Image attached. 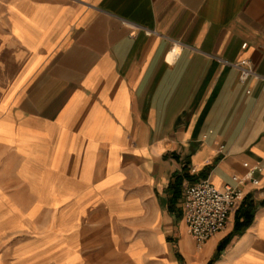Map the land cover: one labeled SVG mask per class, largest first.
<instances>
[{"label": "crops", "instance_id": "obj_1", "mask_svg": "<svg viewBox=\"0 0 264 264\" xmlns=\"http://www.w3.org/2000/svg\"><path fill=\"white\" fill-rule=\"evenodd\" d=\"M205 177L245 195L198 246ZM246 200L213 264H264V0H0V264H208Z\"/></svg>", "mask_w": 264, "mask_h": 264}, {"label": "built area", "instance_id": "obj_2", "mask_svg": "<svg viewBox=\"0 0 264 264\" xmlns=\"http://www.w3.org/2000/svg\"><path fill=\"white\" fill-rule=\"evenodd\" d=\"M247 43L243 44V47ZM240 69L242 81L250 75L258 76L250 61L233 63ZM236 184L216 186L209 178H200L185 187V214L190 234L202 246L213 234L227 226L230 212L244 198L243 179L234 177ZM258 183L257 179L253 180Z\"/></svg>", "mask_w": 264, "mask_h": 264}, {"label": "trees", "instance_id": "obj_3", "mask_svg": "<svg viewBox=\"0 0 264 264\" xmlns=\"http://www.w3.org/2000/svg\"><path fill=\"white\" fill-rule=\"evenodd\" d=\"M255 208L256 205L252 200H246L237 210L232 233L220 243L217 254L208 262V264L214 263L215 259L219 256L225 245L230 240L232 234L241 233L252 223L255 215Z\"/></svg>", "mask_w": 264, "mask_h": 264}]
</instances>
